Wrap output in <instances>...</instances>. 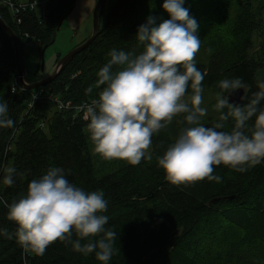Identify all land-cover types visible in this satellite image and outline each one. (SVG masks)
<instances>
[{"label": "trees", "instance_id": "16d2710c", "mask_svg": "<svg viewBox=\"0 0 264 264\" xmlns=\"http://www.w3.org/2000/svg\"><path fill=\"white\" fill-rule=\"evenodd\" d=\"M75 2L49 0L45 9L21 10L14 22L8 10L0 6V17L16 34L21 51L29 43L37 42L42 56L44 48L54 43ZM163 2L115 0L103 24L102 7L98 37L75 56L56 79L43 87L40 101L31 109L26 103L31 91L14 92L12 89L18 78L15 47L11 36L0 26V101L7 102L8 115L14 121L13 127L0 129V197L11 203L25 196L31 180L40 178L53 166L63 168L69 182L85 191L102 190L109 201L104 213L109 217L107 227L117 234V251L110 264H159L170 258L172 264H192L190 260L196 253L198 255L192 244L216 227L213 223L216 216L245 229L242 215L260 217L264 214V204L260 203L264 200V163L244 173L223 165L215 166L214 174L222 177L221 183L206 179L185 185L168 182L157 163V158L174 142L168 127L152 137L151 160L142 159L136 166L127 164L98 177L88 153V122L81 114L57 110L49 100L53 95L81 105L98 99L104 86L97 87V73L108 63L110 50L139 54L142 49L135 39L137 30L149 16L157 18V23L167 20L169 16L162 9ZM188 4L185 2V7L188 8ZM219 43L212 42L214 49L207 65L196 63L198 70L207 73L202 82L204 92L209 90L217 94L220 80L239 77L247 85V98L250 99L259 90V71L264 64V0H238L229 36ZM118 70L113 67L114 72ZM26 81L33 83L27 78ZM190 91L189 88V94ZM218 118H208L205 125L212 126ZM231 123V120L225 122L223 130H230ZM6 167L17 170L12 187L2 183ZM16 227L7 219V208L0 204V229L13 234ZM258 235H262L260 230ZM185 242L187 245H183ZM240 247L231 245L233 251L226 264H240L236 253ZM217 251L218 248L211 247L208 264H218ZM227 252L224 256H228ZM246 255L250 261L251 255ZM0 264L100 262L95 259L94 252L85 256L73 251L71 244L54 242L41 256L25 251L14 237L0 236Z\"/></svg>", "mask_w": 264, "mask_h": 264}, {"label": "clouds", "instance_id": "9594fccd", "mask_svg": "<svg viewBox=\"0 0 264 264\" xmlns=\"http://www.w3.org/2000/svg\"><path fill=\"white\" fill-rule=\"evenodd\" d=\"M162 9L169 19L157 23V18L149 16L139 26L135 36L142 49L139 54L113 48L108 63L97 73V87H104L83 112L95 152L133 166L142 159L151 160L152 137L182 116L185 127L157 158L171 184L205 179L221 183L215 166L244 173L261 165L264 80L257 82L259 90L250 99L243 94L241 100L247 102L240 104L230 103L229 98L238 90L244 92L243 80H220L214 105L219 118L206 126L202 82L207 73L198 70L195 61L201 47L200 25L189 14L185 0H164ZM114 66L119 70L114 72ZM229 120L231 128L225 131ZM13 126L7 102L0 101V129ZM3 171V185L12 187L16 168ZM0 204L7 208V219L17 226L13 234L0 229V236L14 237L25 251L42 256L59 241L85 256L94 252L100 264H110L116 254L117 234L107 227L109 217L104 213L109 201L104 192H88L69 182L63 168L49 167L40 178L31 180L25 196L11 203L0 197Z\"/></svg>", "mask_w": 264, "mask_h": 264}, {"label": "rangeland", "instance_id": "374dc122", "mask_svg": "<svg viewBox=\"0 0 264 264\" xmlns=\"http://www.w3.org/2000/svg\"><path fill=\"white\" fill-rule=\"evenodd\" d=\"M49 1V0H41ZM115 0H106L102 9V24L105 22V17L108 9L113 5ZM238 0H187L188 9L191 10L190 15L199 23V36L201 39V47L195 56L196 63L204 65L208 64V60L213 52L212 42H224L229 36L231 24L233 22L234 11L237 7ZM97 0H76L75 5L69 16L63 20L62 26L51 47H47L44 51V71L41 69L42 56L39 51L37 42L29 43L23 48L22 58L24 71L27 72V79L30 82L36 83L43 81L53 75L60 60L65 58L67 54L77 48L78 45L87 41L92 36L93 31V12ZM259 3V2H258ZM258 3L255 5H258ZM40 13L42 14L41 10ZM170 17H166L169 19ZM220 44V43H219ZM259 50V47H258ZM259 78L264 80V64L259 71ZM216 103V94L212 91L203 93V105L208 109V115L204 118L206 123L208 118L216 119L219 116L214 110ZM185 127L183 117L174 118L173 122L168 126L169 135L172 140H175L180 130ZM89 154L95 164L96 175L103 177L110 174L127 163L120 159H105L94 150L93 142L87 130ZM152 152V146L150 149ZM2 186V184H1ZM264 204V200H260ZM248 207V206H246ZM253 208V206H250ZM236 208V207H234ZM233 208V209H234ZM238 209V208H237ZM222 217L216 216L213 223L216 227L208 234H204L192 245L194 251L198 252L193 256L192 264H208L210 262L211 247L218 248L216 258L218 264L229 263V254L232 253L231 245L241 246L236 253L240 264H249L252 261L254 264H264V214L260 217L257 215L247 214L242 215V224L245 229L236 227ZM221 228V229H220ZM262 232L263 237H259L258 232ZM218 231H221L217 234ZM187 243L185 242V244ZM230 249V250H229ZM228 251V256L224 253ZM250 254V261L248 256ZM209 261V262H208ZM173 259L168 262L159 264H172Z\"/></svg>", "mask_w": 264, "mask_h": 264}, {"label": "water", "instance_id": "95a60500", "mask_svg": "<svg viewBox=\"0 0 264 264\" xmlns=\"http://www.w3.org/2000/svg\"><path fill=\"white\" fill-rule=\"evenodd\" d=\"M105 1L106 0H97L96 6H95V9L93 12V31H92L93 33H92V36L85 43H83L82 45H79V47L75 48L73 51H71L69 54H67L65 56V58L60 60L57 67H56L55 72L53 73V75H51L50 77H48L47 79H45L43 81H39L36 83H31V84L28 83L26 81V79L24 78L25 71H24V67H23L22 52L20 49L18 38H17L16 34L13 32V30L11 28H9L7 26V24L0 17V26L11 36V38L14 42L15 53H16V61L15 62L17 63V74L21 78L20 82L24 86L25 90L33 91V90H37L39 88L46 87L48 84H50V82H52L54 79H56L63 72V70L75 58V56H77L79 53L84 51L87 47L91 46L90 44L98 37V34H99L98 31H100V13H101V9H102ZM46 48H44L43 53H42V60H41L42 61V64H41L42 71H44L43 57H44V51ZM243 94L247 96L246 89L244 90V92H243V90H238L236 93H234L229 98V102L235 103V104L244 103V101L241 100V96Z\"/></svg>", "mask_w": 264, "mask_h": 264}, {"label": "built area", "instance_id": "2783aa9c", "mask_svg": "<svg viewBox=\"0 0 264 264\" xmlns=\"http://www.w3.org/2000/svg\"><path fill=\"white\" fill-rule=\"evenodd\" d=\"M49 3V1H41V0H0V6L4 9L8 10L9 17L13 20V22L17 19V16L20 14L21 10H29L35 11L38 8H44ZM43 17H45L43 15ZM27 72H25L24 78H27ZM20 77L18 76L16 83L14 85V92L17 90H25L24 86L20 82ZM44 93L43 88H39L37 90H33L29 93V96L26 100L27 108L31 109L34 105L40 101L42 95ZM50 102L55 106V108L59 111H73L76 115H80L83 117V112L85 110V106L90 105V102H84L81 105H74L70 101H64L59 97L51 96L49 97ZM44 127V124L42 125Z\"/></svg>", "mask_w": 264, "mask_h": 264}]
</instances>
